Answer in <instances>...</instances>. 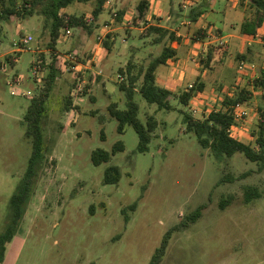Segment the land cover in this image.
<instances>
[{"label": "rangeland", "instance_id": "374dc122", "mask_svg": "<svg viewBox=\"0 0 264 264\" xmlns=\"http://www.w3.org/2000/svg\"><path fill=\"white\" fill-rule=\"evenodd\" d=\"M113 1L117 8V0ZM139 1L127 0L132 17L129 27L139 26L140 19H135ZM175 2L179 13H188L180 11L183 0ZM95 3L76 2L62 12L90 16ZM205 9L210 11L208 6ZM106 16L103 13L101 19ZM104 25L99 23L92 33L72 29L70 36H65L63 30L58 49L52 51L50 31L44 28L42 16L0 23V232L11 223V199L33 153L24 120L31 99L42 92L56 57L61 70L43 120L45 160L27 210L0 264H150L170 232L159 264H264V171L260 172L259 164L242 153L231 158L216 157L199 143L187 129L183 114L186 108L180 102V94L188 86L173 95L174 110H160L140 94L143 78L135 97L139 119L146 125L153 116L158 126L149 151L139 152L137 131L128 125L123 134L119 133L110 105L126 109L127 98L119 86L121 75L125 81L128 79L129 62L136 65V74L148 67L163 52L166 37L152 44L156 34L150 29H128L133 31L129 36L122 28L117 34L121 24L116 22L113 32L105 37L109 46L97 57V63L90 62ZM29 35L34 40L14 56L19 60L11 67L12 59L6 55L19 50L15 43ZM116 37L115 42L112 38ZM259 54L258 60L252 61L257 67L254 70L239 69L235 54L232 64L230 59L227 66L208 72L203 78L207 100L199 108L202 112L194 115L187 108L196 119H202L205 112L220 109L219 96L249 89L253 93L247 103L249 115L239 124L243 125L242 129L238 127L242 131L235 130L234 135L255 148L258 145L253 134L260 108L264 107V90L251 86L264 69V50ZM69 55H75L84 67L69 72L65 66ZM37 60H44V79L33 75ZM167 72V65L157 70L158 76ZM196 80L192 76L191 82ZM82 81L87 82L86 88L76 92L75 98L73 93ZM70 102L71 108L67 109ZM243 132L244 137L240 136ZM119 141H123L124 151L100 166L93 163L95 150L112 152ZM110 166L119 167L122 173L116 185L104 183ZM245 173L244 178L221 183L226 174L239 177ZM246 187H256L262 197L247 203ZM229 196L233 199L223 209L221 202ZM202 205L206 208L195 223L174 230Z\"/></svg>", "mask_w": 264, "mask_h": 264}, {"label": "trees", "instance_id": "16d2710c", "mask_svg": "<svg viewBox=\"0 0 264 264\" xmlns=\"http://www.w3.org/2000/svg\"><path fill=\"white\" fill-rule=\"evenodd\" d=\"M19 1L20 0H0V22H14L18 18H26L33 15L42 16L44 18V28L50 31L51 41L49 46L52 51L56 50L58 41L63 35V30L81 28L92 33L97 27L99 17L103 12L106 2V0H95L96 5L92 12V16L86 18L85 15H71L62 13V11L76 2L88 3L93 0H23L22 3ZM252 5L256 11L252 18L247 19L243 23L241 28L242 32L247 34H257L259 29L264 27V0H253ZM140 12H143V8L140 9ZM150 30L151 32L159 34L157 42H161L166 36H170V39L174 38L173 34H170L167 30L156 27H151ZM262 38L264 39V35ZM106 44L108 45L107 42ZM175 55L176 52L174 49L165 46L161 55L153 59L148 67L145 69L142 68L138 74L134 71L136 65L130 62L126 72L128 79L120 84V89L125 93L127 98V107L126 109H120L116 104L110 105V113L119 123V133L123 134L128 125L133 126L137 131L140 138L138 151L141 153L149 151L153 133L158 126V122L153 116L148 119L146 125L139 119L140 107L135 101L138 92L137 84L139 80L143 78L139 92L147 102L156 104L160 110H174L171 103L173 93L157 83L156 71L160 65L166 64ZM211 55L209 58L212 57ZM237 58L238 60H247L246 55H238ZM42 61L44 63V60ZM58 63V57H56L49 66L48 75L45 79L42 92L31 99V105L25 115L24 120L27 126V136L32 139L33 153L25 176L11 199V223L5 231L0 232V263L5 260L7 246L14 239L18 223L27 210V204L33 192L36 176L45 160L46 143L43 120L48 111L47 103L49 97L60 74L59 71H61ZM208 64L206 63V66ZM251 86L255 89H264V72L260 78L253 81ZM204 88V83L199 81L189 89V91H185L180 95V102L186 108L183 114L187 129L196 135L199 143L203 147L211 149L216 157L226 156L231 158L237 153H242L251 162L259 164L260 172L264 171V107L260 108L257 131L255 130L253 134V136L256 137L255 143L258 145L257 148H255L248 143L236 139L231 133V128L236 124V105L248 102L251 99L250 95H252V92L244 88L238 91L233 97L226 96L222 109L212 110L202 119H196L187 111V108L196 92L203 91ZM71 105L72 103L70 102L67 109H70ZM124 150L125 145L123 141H119L114 145L112 152L104 149L95 150L92 154V161L96 166H100L103 163L109 162L112 155ZM247 174L248 173H245L239 177L226 174L222 178L221 183L226 181L234 182L240 178H244ZM121 178L122 173L120 168L117 166H110L105 171L104 183L116 185L120 182ZM261 197V193L256 187H246L245 201L247 203ZM232 199L233 196H229L228 199H223L221 207L224 209ZM205 208V205L199 206L191 215L186 217V220L178 224L174 230L187 227L190 223H195L202 216V212ZM170 234L171 232L168 233L162 246L157 249L150 264H159L161 262L168 247V237Z\"/></svg>", "mask_w": 264, "mask_h": 264}, {"label": "crops", "instance_id": "0c3cea01", "mask_svg": "<svg viewBox=\"0 0 264 264\" xmlns=\"http://www.w3.org/2000/svg\"><path fill=\"white\" fill-rule=\"evenodd\" d=\"M252 1L253 0H183V2L179 4L180 11L188 12L187 14H183L179 13L175 0H140L137 10L138 13L135 16V19H140L138 21L139 26L129 27V25H132V17L128 11L129 7L127 5V0H117V8H114L115 3L113 0H106L102 14L107 13V19L102 20L101 14L97 24V27H100L98 26L99 23L104 22L105 27L101 29V32L97 36V46L93 49V56L91 54L89 61L97 63V57L99 58V55L101 56V52L105 46H109L106 44L107 41H105V37L113 32L111 28L116 22L121 24V26L117 28V34L122 28H124L129 36L132 35L133 31L129 32L127 31L128 29H139L140 32H143L151 27H156L167 30L170 34H173V39H170V36H166V39L168 40L165 39L163 41L165 46L171 47L176 52V55L173 58H171L166 64H162L167 65L168 67V72L166 74L158 76L156 71L157 83L171 91L173 95L184 86L188 87H186L183 92L189 91V89L199 81L203 82L206 88V83L203 79L206 74H208V72H214L216 67L227 66L228 60L230 59L232 64V58L235 54L237 60L238 55H246L247 60L244 61L255 65L256 67V64L252 61L258 60L260 56L259 53L264 50V39L262 38L264 35V27L259 29L257 34L243 33L241 29L243 23L247 19L252 18L256 11L252 5ZM205 6H208L210 11H208V9L206 10ZM141 8H143L142 13L140 12ZM110 10L112 13H109ZM91 16L92 14L86 16V18H90ZM155 34L156 36L153 38L152 36L148 37V39L152 38V44H154L155 41L157 42L159 37L158 33L155 32ZM217 35L223 37L225 41L224 46L219 45L214 40ZM101 36L104 38L102 43L99 40V37ZM197 38H200L201 42H196ZM112 40L116 42L117 37L112 38ZM15 45L18 46L17 43H15ZM155 45L159 44L156 43ZM56 49H58V44ZM133 49H135V47H133L132 50ZM23 50L25 49L19 48V50L9 53L10 56L9 54L6 55L12 59L10 62L12 64L11 67H15L19 60V57L16 58L14 56H16L17 53L23 52ZM210 55L212 57L209 58ZM238 61L239 64L242 60ZM206 63L209 64L206 66ZM5 67L6 65L3 66L2 69L4 70ZM87 67L90 68L89 66ZM201 71H204V73L201 74ZM120 72L123 74V69H121ZM263 72L264 69L262 73ZM194 75L197 77V80L196 82H191L192 76ZM261 75L262 74H260V77ZM123 81H125V77L121 75V82ZM204 90L197 91L190 101L188 109H190V112L194 115L197 114L198 111L202 112L199 108L204 105L207 100ZM236 93L237 92H229L226 95L219 96L222 98V106L220 109L223 108L225 97H233ZM73 95L77 98L76 92L73 93ZM249 102L250 101L236 105V124L231 128L232 135L236 139L245 143L247 142L234 134L235 130L236 132L242 131L239 130L238 127H241L242 129L243 125L240 126V122L243 119L248 118L247 116L249 115L250 109L247 107V103ZM74 104H76L75 99ZM238 105L240 107H238ZM215 109L216 107L205 112V108H203V111L205 112L203 117L207 116ZM240 136L244 137V132Z\"/></svg>", "mask_w": 264, "mask_h": 264}, {"label": "built area", "instance_id": "2783aa9c", "mask_svg": "<svg viewBox=\"0 0 264 264\" xmlns=\"http://www.w3.org/2000/svg\"><path fill=\"white\" fill-rule=\"evenodd\" d=\"M72 34V30H66L65 31V36H70ZM103 36L99 37L100 42H103ZM34 40L33 36H26L23 37L19 43H17V45L19 46L20 49H26V46L29 45L32 41ZM219 45L224 46L225 45V41L223 39V37L218 36L214 39ZM196 42H201L200 38L196 39ZM65 63H66V68L69 72L71 71H76L81 69L82 67H84L81 63H79V61L77 60V57L75 55H69L65 58ZM255 65H252L244 60L240 61L239 63V69L241 70H246V69H251L254 70ZM33 75L36 78H42L44 79L46 76V69L44 66V63L42 60H37L34 64H33ZM87 82L86 81H82L81 83H79V85L77 86V89L75 90V92H83L85 87H86ZM13 95H15L16 93L13 91L12 92ZM238 107H240L238 105Z\"/></svg>", "mask_w": 264, "mask_h": 264}]
</instances>
